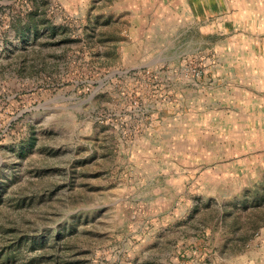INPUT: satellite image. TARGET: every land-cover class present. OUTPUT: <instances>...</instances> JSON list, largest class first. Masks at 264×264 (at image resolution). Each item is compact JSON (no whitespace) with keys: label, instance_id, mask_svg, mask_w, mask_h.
Instances as JSON below:
<instances>
[{"label":"rangeland","instance_id":"374dc122","mask_svg":"<svg viewBox=\"0 0 264 264\" xmlns=\"http://www.w3.org/2000/svg\"><path fill=\"white\" fill-rule=\"evenodd\" d=\"M0 264H264V0H0Z\"/></svg>","mask_w":264,"mask_h":264},{"label":"crops","instance_id":"0c3cea01","mask_svg":"<svg viewBox=\"0 0 264 264\" xmlns=\"http://www.w3.org/2000/svg\"><path fill=\"white\" fill-rule=\"evenodd\" d=\"M132 11L135 12V13H137V8L135 7ZM108 12L110 13V9H109ZM108 12H107V13H108ZM151 25H152L151 27H153V23H151Z\"/></svg>","mask_w":264,"mask_h":264}]
</instances>
